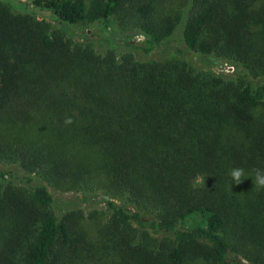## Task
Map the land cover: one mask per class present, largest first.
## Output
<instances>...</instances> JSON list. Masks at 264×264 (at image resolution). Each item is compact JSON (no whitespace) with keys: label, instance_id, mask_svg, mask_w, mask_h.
Instances as JSON below:
<instances>
[{"label":"trees","instance_id":"16d2710c","mask_svg":"<svg viewBox=\"0 0 264 264\" xmlns=\"http://www.w3.org/2000/svg\"><path fill=\"white\" fill-rule=\"evenodd\" d=\"M56 191L102 196L84 237ZM239 257L264 264V0H0V264Z\"/></svg>","mask_w":264,"mask_h":264},{"label":"rangeland","instance_id":"374dc122","mask_svg":"<svg viewBox=\"0 0 264 264\" xmlns=\"http://www.w3.org/2000/svg\"><path fill=\"white\" fill-rule=\"evenodd\" d=\"M25 1H29V0H25ZM37 19L42 20L47 25V27H49L47 19L41 17H37ZM116 24H117V20L114 21V26H116ZM96 25L97 24H94L88 27L87 33L90 34L91 31L95 30L97 28ZM190 59L192 61L191 63L194 64L204 62V65L205 64L209 66L211 65L212 67H217V68L219 66V63H215V62L208 61L207 64L205 60L201 61L197 56H191ZM79 194L78 193L74 194L71 192H60V191H56L53 193L55 206L56 205L63 206L64 204L66 210L62 208L61 211L64 213H68L71 222L74 224L73 234H72L73 239H77L79 237L82 238L84 237L85 234H88L89 227L91 226L93 228L95 227V223L103 216V210H104L103 201L101 200L102 196L99 195V196H95L94 199L85 200V198L82 199L81 197H79ZM75 196L77 198H75ZM69 201H72V203H68ZM55 212L58 214L57 209H55ZM240 261L249 264V262L245 259L240 258Z\"/></svg>","mask_w":264,"mask_h":264},{"label":"built area","instance_id":"2783aa9c","mask_svg":"<svg viewBox=\"0 0 264 264\" xmlns=\"http://www.w3.org/2000/svg\"><path fill=\"white\" fill-rule=\"evenodd\" d=\"M136 40H140L141 36L140 35H136L135 36ZM219 70H224L226 72L232 71L233 67L231 65H226V64H219L218 66Z\"/></svg>","mask_w":264,"mask_h":264}]
</instances>
